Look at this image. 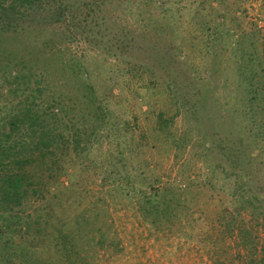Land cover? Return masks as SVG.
Here are the masks:
<instances>
[{
    "label": "rangeland",
    "instance_id": "1",
    "mask_svg": "<svg viewBox=\"0 0 264 264\" xmlns=\"http://www.w3.org/2000/svg\"><path fill=\"white\" fill-rule=\"evenodd\" d=\"M263 42L264 0H0V76L26 66L15 95L0 91V119L60 96L79 119L94 100L106 115L85 166L61 180L74 185L81 264H237L221 218L235 214L236 179L213 146L251 141L237 63ZM259 153L250 182L264 195ZM168 188L189 210L156 230L139 201ZM239 223L254 228L264 264V228L249 212Z\"/></svg>",
    "mask_w": 264,
    "mask_h": 264
},
{
    "label": "trees",
    "instance_id": "2",
    "mask_svg": "<svg viewBox=\"0 0 264 264\" xmlns=\"http://www.w3.org/2000/svg\"><path fill=\"white\" fill-rule=\"evenodd\" d=\"M251 48L252 52L237 63L238 78L245 90L242 118L249 126L251 141L246 145L242 139L222 140L213 146L236 179L229 204L235 214L230 219L221 218L227 222L229 236L234 237L237 252L233 262L237 264H255L258 255L254 228L240 224V217L249 212L257 226L264 228V195L254 191L250 182L257 162L254 150L264 154V42L260 53L253 50L255 45ZM25 68L24 64H14V77L1 73L0 91L9 88L7 94L15 95L23 86ZM84 88L83 99L93 98L91 89ZM35 93L34 101L41 91ZM74 104L70 97L63 96L45 101L42 107L20 102L18 109L13 108L0 119V264H43V254L61 264L81 262L78 237L84 235H80L77 219L68 217L74 185L65 188L61 180H72L77 166H85L87 152L106 115H102L101 103L94 100L95 114L79 119ZM182 196L168 188L142 198L141 220L156 230L173 221L181 223L180 214L189 210Z\"/></svg>",
    "mask_w": 264,
    "mask_h": 264
}]
</instances>
